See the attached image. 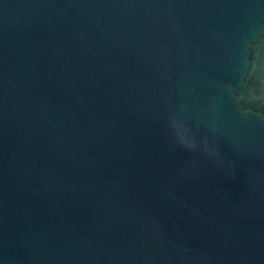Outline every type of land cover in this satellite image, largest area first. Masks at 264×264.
Wrapping results in <instances>:
<instances>
[{
    "label": "water",
    "instance_id": "water-1",
    "mask_svg": "<svg viewBox=\"0 0 264 264\" xmlns=\"http://www.w3.org/2000/svg\"><path fill=\"white\" fill-rule=\"evenodd\" d=\"M0 264H264V0H0Z\"/></svg>",
    "mask_w": 264,
    "mask_h": 264
},
{
    "label": "clouds",
    "instance_id": "clouds-1",
    "mask_svg": "<svg viewBox=\"0 0 264 264\" xmlns=\"http://www.w3.org/2000/svg\"><path fill=\"white\" fill-rule=\"evenodd\" d=\"M171 130L174 136L175 141L182 145L183 147L189 149V150H195L197 148L196 143L194 141H188L184 137H182L176 130L174 126V122H171Z\"/></svg>",
    "mask_w": 264,
    "mask_h": 264
}]
</instances>
